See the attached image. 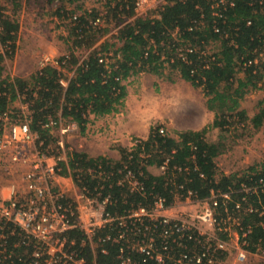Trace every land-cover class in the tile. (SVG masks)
<instances>
[{
    "label": "trees",
    "instance_id": "1",
    "mask_svg": "<svg viewBox=\"0 0 264 264\" xmlns=\"http://www.w3.org/2000/svg\"><path fill=\"white\" fill-rule=\"evenodd\" d=\"M44 1L73 5L71 10L60 7L56 11L69 19L71 46L62 67L73 74L68 77L46 65L29 79L9 80L5 76L0 79V114L17 96L24 95L23 101L32 111L30 129L46 145L55 141L50 128L42 126L48 118L72 120L82 133L89 115L101 117L117 110L128 94L131 79L140 73L168 81L179 75L193 87L201 86L206 107L214 112L210 125L179 131L176 136L159 133L160 126L155 125L145 139H136L133 148L118 147V159L72 151L67 167L78 187L92 191L95 184H104L102 196L108 194L112 200L107 210L116 214L149 206L156 196L172 205L185 199L188 192L195 199L227 192L228 198L218 199L217 218L233 215L239 224L231 229L242 236L245 248L264 252V192L242 188L256 185L264 177V163L231 174L219 173L216 164L217 156L234 142H228L226 135L238 137V129L257 131L264 124V99L251 117L241 107L246 96L264 84V0H166L157 13L143 16H134L135 0H103L100 8L91 9L81 8L76 4L79 0ZM96 18L101 22L94 24ZM18 26L14 17L0 10V44L9 47L0 53V77L6 70L4 61L14 53ZM74 46L88 51L81 62L72 51ZM60 78L66 80L65 87ZM211 128L221 133L216 141L206 136ZM163 164V171L150 170ZM61 165V172L67 175L66 164ZM124 166L138 177L143 191H130L118 184ZM88 168L112 174L103 180L89 175ZM237 203L240 209H235ZM4 227L8 231L12 225ZM226 234L222 232L221 238ZM20 239L8 236V249L13 250L10 259L13 264H29L23 244L18 245ZM97 262L116 264L109 255H98Z\"/></svg>",
    "mask_w": 264,
    "mask_h": 264
},
{
    "label": "built area",
    "instance_id": "2",
    "mask_svg": "<svg viewBox=\"0 0 264 264\" xmlns=\"http://www.w3.org/2000/svg\"><path fill=\"white\" fill-rule=\"evenodd\" d=\"M165 1L135 0L134 16L157 13ZM100 22L96 18L93 23ZM8 49L0 44V53ZM72 51L77 56L83 53L78 57L80 62L88 52L75 46ZM68 58L69 54L61 58L43 55L39 69L51 65L62 72ZM59 83L66 86L64 78ZM23 98L24 95L17 96L0 114V171L5 177L13 174L22 180L21 184H8L6 193L0 191V264H13L10 259L13 250L7 246L9 235L21 237L18 245L23 244L29 264H98V255H109L116 264H224L233 255L235 264H244L250 251L245 248L242 236L231 229L239 224L237 218L230 213L226 218H217L218 199L228 198L227 192H212L207 199H195L188 192L185 199H177L172 205L156 196L149 206L112 213L107 210L112 203L110 196L101 193L104 184H95L91 191L85 186L78 187L71 172L63 175L61 162L67 164L69 156L65 157L60 142L45 145L31 131L32 111ZM62 121L67 123L63 130L79 132L77 123L60 118H48L42 126L52 131L61 127ZM158 131L166 133L162 127ZM136 143L133 139L128 149ZM164 165L157 170L163 171ZM124 169L118 184L130 191H143L138 177L125 166ZM87 172L103 180L112 174L100 168H88ZM242 188L264 192V177L256 185ZM177 203L186 205V209L168 214L166 211ZM240 207L239 203L235 205V209ZM8 224L12 227L6 231L4 226ZM222 232L227 233L226 238H221ZM231 232L235 233L233 238ZM255 252L264 256L263 251Z\"/></svg>",
    "mask_w": 264,
    "mask_h": 264
},
{
    "label": "rangeland",
    "instance_id": "3",
    "mask_svg": "<svg viewBox=\"0 0 264 264\" xmlns=\"http://www.w3.org/2000/svg\"><path fill=\"white\" fill-rule=\"evenodd\" d=\"M102 3L103 0H79L76 4L80 5L81 8L91 9L93 7L100 8ZM60 7H63L65 10H71L73 5L60 3L47 4L44 0H0V10L14 17L19 25L16 38L17 47L13 55L4 61L7 75H9L7 67H10L13 72L17 73L21 68L25 67L23 65L24 60L30 59L33 64L29 67L30 72L17 76L22 79H29L31 75L40 68L39 63L43 55L61 58L69 53L68 48L71 46V40L68 38L67 30L69 19H65L58 15L56 11ZM60 12L61 10L59 13ZM112 27L111 25V28ZM102 39L103 38H101V40ZM212 47L215 46L212 45ZM82 55L83 53L79 52L78 56L81 57ZM63 73L68 77L73 74L71 70L67 71L66 69L63 70ZM194 88L197 96L193 97L196 99L203 97L206 103L207 97L204 96L202 87L194 86ZM262 99H264V84L261 89L250 92L242 102L241 107L244 108L248 116L251 117L258 109L257 103ZM64 122L65 121H62L61 127L54 128L51 133L54 140L62 144L65 157L68 152L72 151H84L88 154L91 152L95 153L89 149L92 147V137H89V134L93 136L96 133L87 131L88 135H86L85 133L80 134L81 132H78V130H63L65 125H67V123L64 124ZM211 129L207 133L208 139L210 141L218 140L219 134H221L220 131L218 129ZM164 132H166L165 129ZM237 133H240V136L236 137L237 135L234 134L226 135L228 137V142L232 143V140L234 142L229 150L219 154L216 158L217 171L219 173H241L243 170H248L250 167L264 163V125L258 131L240 128L237 130ZM115 147H117V145ZM90 156L93 157L95 155ZM150 170L152 172H157L154 166H151ZM71 177L73 178V176ZM69 182L68 180V183ZM232 258L233 255H230L228 258L229 264H235ZM258 261L259 264H264V259ZM224 264L228 263L225 262Z\"/></svg>",
    "mask_w": 264,
    "mask_h": 264
},
{
    "label": "crops",
    "instance_id": "4",
    "mask_svg": "<svg viewBox=\"0 0 264 264\" xmlns=\"http://www.w3.org/2000/svg\"><path fill=\"white\" fill-rule=\"evenodd\" d=\"M23 65L25 67L17 73L6 65L7 72L12 77L4 72L0 79L5 76H8L9 80L14 79L13 77L17 78L20 74L30 72L29 67L33 64L30 59H25ZM173 78L172 81H168L162 76L140 73L131 79L128 94L117 110L101 117L89 115L85 130L80 133L86 135H88L87 131L96 133L93 136L89 134V137H92V147L89 149L95 152L89 155L103 154L118 159L120 156L118 147L128 148L133 139H145L150 128L155 125H159L172 136H176L179 131L201 130L210 125L214 119V112L206 107L204 98H194L193 96H197L195 88L188 81L181 79L179 75ZM17 103L18 101L14 102V104ZM70 153L72 152H68L67 156ZM15 174L18 173L15 172ZM68 174L69 168L67 167ZM63 181L61 180L60 183L63 184ZM11 182L21 184L22 180L13 174L11 177H5L0 171V191L6 193L7 185ZM185 209L186 205L177 203L166 212L173 215ZM234 234L231 232L230 237L233 238ZM245 259L244 264H259L258 260H263L264 256L258 252H250ZM232 261H235L234 256ZM226 263L229 264L228 259Z\"/></svg>",
    "mask_w": 264,
    "mask_h": 264
}]
</instances>
